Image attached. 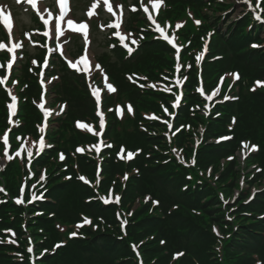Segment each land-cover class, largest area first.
Instances as JSON below:
<instances>
[{
    "label": "rangeland",
    "instance_id": "obj_1",
    "mask_svg": "<svg viewBox=\"0 0 264 264\" xmlns=\"http://www.w3.org/2000/svg\"><path fill=\"white\" fill-rule=\"evenodd\" d=\"M3 3L7 6L8 0H4ZM11 3L13 4L12 0ZM203 8L197 15L210 26L207 32H213L214 36L208 37L206 34L205 38L198 37L191 42L188 48L189 50L195 48L197 51H201L203 50V44L209 42L210 53L207 57L209 61L207 59L202 60V67L205 71L202 77L204 78L205 75L207 77L214 76L213 80L217 86L215 90H212L216 92L221 88L224 92L223 96L237 97V99H227L231 104H228L214 117L210 116L209 118L204 112H200L198 115L202 117V120L205 118L209 123L205 122V125L201 127L202 129H196L197 134H195V137L192 131L185 137L188 141L187 144L183 145L185 149L188 148L190 151L196 152V149L204 147L203 150L207 152L201 162L198 161L203 174V177H201L202 191L194 197L195 202L183 205L175 198H166V194L159 192L154 196L150 191L144 192L137 200L124 201L123 192L120 209L132 216L130 223L139 221L137 225L125 226L124 230L121 227L122 223L117 219L111 226L115 232L119 231L123 235L126 233L124 236L128 237L131 242H135L137 245L140 244L137 251L139 252L138 259L141 264H183L185 259H189L195 264H218L219 262H222L221 264H264V22H259V25L261 23V29L258 25L253 27L260 31L259 39L255 40L253 44L244 43L230 50L228 44L219 47V43L223 40L215 35L212 24L222 18L220 24L225 29L224 22L231 24L234 21L242 20L247 9L245 0H214ZM13 10L17 20L21 23L24 20L23 18H26L23 15L24 12L21 8L15 6ZM195 20V15L190 12L189 21L194 22ZM224 42L226 41L224 40ZM223 47L232 53L228 65L227 61L220 57L222 56L220 52L226 54ZM97 52L100 54V48ZM251 54H261V57L257 62L251 61L246 69H242L241 63L247 57V61L250 60ZM187 61L190 62L189 59ZM192 63L194 64V62L190 63L191 68L195 69ZM217 66H219V71H217ZM219 84H222V86ZM208 92L209 90L206 93L208 94ZM258 100L261 102L259 104L261 108L257 105ZM249 114L251 115L249 116ZM234 116L237 120L236 123L232 124L230 119ZM247 120L258 124L253 129L252 136H240V131L245 129L243 121L249 123ZM141 133L156 140V143L159 142L161 133L152 131L147 127L141 128ZM202 142H205L204 146L201 145ZM210 143L214 146L209 145ZM252 146H255V149ZM153 147L155 152L151 156H167L159 144L153 145ZM230 157L235 159L230 162ZM177 159L180 164L183 163L180 156ZM165 160L167 158L163 161ZM226 160L227 162H225ZM163 161L158 162L156 158L154 165L146 164V167L157 168L156 166H159ZM191 162L190 159L188 167L191 166ZM117 164L119 167L124 166L122 163ZM1 166L2 161L0 160V168ZM171 170L174 171L175 169L172 168ZM126 171L130 175L126 179L127 184L132 178V174L135 173L132 172L131 164L126 167ZM189 182L186 181L185 183ZM185 183L181 184V190L184 194L188 192L187 195L189 196L191 195L189 187ZM109 189V186L105 187L103 185L99 188L103 193H107ZM115 190L119 193L122 192V188L117 184ZM6 192L10 193L9 190ZM51 197L54 198L52 194ZM152 197L158 199L157 207L160 213L156 211L158 208H153V204H151ZM43 198L46 197L43 195ZM200 202L202 203L200 204ZM38 204L40 207L35 209L43 210L45 214L42 216L44 219L42 218L36 222H42L43 229L47 234H49L50 226L51 228L57 226L59 235L63 238L62 241L66 244L69 243L67 246L59 248L62 249L61 251L70 247L72 243H77V239L71 235L75 232L73 229L76 228V223L83 218L91 220V213L87 211H82V214L79 213L78 216L71 214L69 215L71 218H64L63 213L59 211V203L55 205L50 200L45 199V201ZM95 204L99 208L97 212L100 217L107 216L109 213L112 214L110 206H103L102 208L98 201H95ZM50 206L55 208L51 209ZM181 209L187 215L185 213L175 215ZM145 211L150 215L155 214L158 217H165L166 221L169 220V216L164 214L175 215V218L171 217V219L174 221L180 220L186 226L178 228L188 229L191 222H193L203 230L201 229L202 232L193 230L189 246H182L181 248L180 238L178 237L176 242L173 243L167 237V229L165 230L167 227H175L176 222L170 220L168 223L163 222L155 226L139 224L145 218L144 216H148H141ZM186 216L187 219L184 218ZM153 220L159 221L160 219L153 218ZM28 223L31 224L32 222L28 221ZM88 228H91V230L87 231ZM94 228L95 226L90 224L89 227H83L81 233L89 236ZM100 228L108 229L104 225H101ZM133 232L135 235H132ZM205 237H208V243ZM169 242H171L170 247L172 249L168 247ZM237 242L241 245L236 244ZM155 246L160 249H156ZM37 251V248H34L30 252L36 261L35 264H40L42 260H48L37 254ZM132 255L136 258L134 252ZM220 256L223 258H220ZM127 257H130V254L121 253L113 258L108 254H103L100 259H92L89 256L81 264H130L122 261V258ZM79 262L80 259L73 262V264H79Z\"/></svg>",
    "mask_w": 264,
    "mask_h": 264
},
{
    "label": "trees",
    "instance_id": "obj_2",
    "mask_svg": "<svg viewBox=\"0 0 264 264\" xmlns=\"http://www.w3.org/2000/svg\"><path fill=\"white\" fill-rule=\"evenodd\" d=\"M239 29L242 30V36L235 35L232 38L229 37L226 40V43L230 47V50H233L235 47L242 45L241 41H243L244 38H250V35L245 33L244 25H241ZM157 47L162 51V53L163 52L165 53V51L162 50L160 45H157ZM158 48L152 49L151 51L144 54L142 57V65L146 68H149V70H151L153 67L158 66V64L160 63H164V61L162 60L163 58L158 59L154 57L157 52L156 49ZM164 57L169 58V56L167 55ZM260 57H261V54L259 55L251 54L250 60L247 61L248 57L245 58L244 60L245 65H244V62L241 63V66L243 67L242 69H246V66H248L251 61L257 62ZM115 76L118 79V82L120 83L121 88H124L125 90L130 91L129 95L135 100V102L137 103L139 107L147 108V107H157L158 106V104L153 99H151L148 96V94L141 95L138 91L133 90L129 86V84L124 80L122 75L117 73ZM74 90H75L74 88L70 90V93H71L70 102L72 104V108L75 112L82 113L83 112L82 106H87L88 102L82 98L84 97V95L75 96ZM133 91L135 92L134 94H133ZM80 100H84V101L81 102ZM259 104H261V102L258 100L257 105ZM259 108H261L260 105H259ZM3 114H4V109L2 106V97H0V127L2 125H5V121H4L5 114L4 115ZM21 114L28 117L31 122L33 121V118H36L35 110L30 105V103H27L26 105H24ZM250 115L251 114H249V116ZM137 117L139 118L140 115L138 114ZM185 117L186 119H190V116L188 115V113L186 114ZM198 117H201V116L198 115ZM247 122L249 123H245L243 121V124L245 125V129L240 131L239 133L240 136H246V135L252 136L253 129L258 124L256 122L252 123V121H248V120ZM30 127H32V124L27 122L26 128H30ZM187 136L188 134L183 132L179 134L178 140L180 141L182 138H185ZM133 137H134L133 142L136 143L135 145H142L143 147L146 148V150H149L147 151L149 152L147 153L149 154V157L147 158L145 154H143L141 158L136 161L135 164L140 167L141 172L139 176L133 175L132 178H130V180L127 182L124 188V201L133 200V199L135 200L136 197L142 196L144 192L150 191V193H152L154 196H156V194H158L159 192L166 194V198L168 197L175 198L176 201H179L183 205L188 204L190 202H195L196 199L194 200V197L197 196V194H200L201 191L196 190L195 192H193L191 189H189V193L191 195L188 196L187 195L188 192L184 194L182 193V190H181L182 188L181 184L186 182V179H185L186 170L182 169V168L185 169V167H183L182 165L178 166L176 164L177 161L175 159L172 160L174 162L172 161L166 162V160L163 161L166 158L164 156H159V157L151 156V154L155 152L153 144L157 142L156 140L152 138H148L147 136L143 134H139V133H137V135H134ZM176 142L178 143V141ZM158 143H161V142L159 141ZM206 155H207L206 150H203V148H201L198 154L199 162H201V160ZM156 158L158 162L163 161V163L159 164V166H156L157 168L146 167L147 166L146 164L154 165ZM79 162H80L82 169L86 171V167H89L88 171L93 173L94 167L87 166L86 159L80 158ZM172 168H174L175 170L174 171L171 170ZM104 169H105L106 180L103 182V186L107 187L112 182H114L115 184H117V186L122 188L119 180L115 179V176L113 175L116 171L122 172V170L124 169V166L118 167V165H115L112 162H106L104 164ZM58 170L60 169H56V171ZM200 170L199 171L194 170L193 176L195 178L199 176ZM17 171H19V167L17 165H13V166H10L9 169H7V172L3 175V181L6 185H8L11 191H13L15 188L14 175H15V172ZM69 172L73 173L72 167L70 168ZM65 173L66 172H63L64 175ZM58 179L51 182V187L49 188V195L51 196L52 194L54 196L53 204L57 205L59 203L60 205L59 211L63 213L64 215L63 217L71 218L69 216L71 214H73L74 216H78V214L81 211H87L88 213H91L90 215L94 216L93 217L94 220L97 221V214H98L97 210L99 208L96 206L95 201L93 199H87L85 201L86 197H89V196H91L90 198L94 197L93 193H95V190L81 185L76 180L75 177L71 178V180L69 181H62V180L59 181ZM198 183L199 182H197V185ZM201 203L202 202H200V204ZM50 207L51 209L55 208L53 206H50ZM8 211H11L12 214H9ZM28 211H33V210L28 209ZM156 211L160 213L158 209ZM229 211H233V210H229ZM25 212L27 211H25L23 208H17L13 206L11 203L3 205L0 208V230L8 225H14L15 228L21 234L23 230L21 223L26 220ZM182 213L183 214L185 213L183 209L179 210L178 213H176L175 215H179ZM161 214H164V213H161ZM143 215H148V216H144L145 218L142 219L139 222V224H147V225H153V226H155L156 224L160 225L163 222L168 223L170 220H172L171 217L175 218V215L164 214L166 216H169V220L166 221L165 217H158V216H155V214L150 215V214H147V211H145L141 216ZM185 215L187 214L185 213ZM126 217L128 218V227L132 225H137V222L139 220L130 223L132 216H129L126 214ZM42 218L44 219V217H41V218H38V220H41ZM153 218H156L157 220L160 219V220L155 221L153 220ZM184 218L187 219V216ZM30 221L32 222L30 224L32 226V229L28 227L26 228V231H29V233L35 238V245L37 246L38 250L47 248V253L44 255V257L45 259H48V260H45V261L42 260L40 264H60V263L73 264V262H77V260L79 259H80L79 264H81L82 261L86 260V257H89V256H91L92 259L94 258L100 259V257L103 254H108L111 258H113V257L120 255L121 253L130 254V257L122 258V261L129 262L130 264H137L136 258L132 255L133 251L130 248L131 240L128 237L123 236L121 232L120 233L119 231L115 232L114 228L111 226V224L115 221L113 211H112L111 217L106 220V223L104 225L105 227L108 228L107 230L103 228H100V229L97 228L96 229L97 231H94V230L91 231L89 236H86V234L83 233L85 236L84 239L79 238L77 239V243H72L70 247H67L64 251H61L62 249H59L55 251L53 254H50L49 252L50 249L52 248L51 246L53 242L63 240L62 236L58 234V232L54 229L53 226H52L53 228H51L50 226L49 227L50 230L48 234L49 237L45 238L43 236L45 234L40 232L37 229L38 226L42 225V222L40 221V223L37 224L34 221V219H30ZM174 222H176L175 227H172V228L167 227L165 228V230L167 229V237H169L173 243L176 242V239L178 237L180 238L179 243L181 245V248L182 246L183 247L189 246L191 242V237L193 235V230L202 232L201 231L202 228L198 227V224H194L193 222H191V225L190 227H188V229L178 228V227L185 226V224L181 223L180 220H177ZM89 230H91V228L87 229V231ZM1 233L2 232L0 231V264H29L28 255L25 252L26 240H24L21 237L18 239L20 243L19 248H16L14 246H8L5 244L4 236L3 234L1 235ZM132 235H135L134 232L132 233ZM206 239L208 243V237H205V240ZM81 240H84V241H81ZM68 244L69 243L65 244V246H67ZM236 244H239V243L237 242ZM170 246H171V242H169L168 247L172 249ZM155 247L156 249H160L158 246H155ZM205 247L203 248V250L205 249ZM18 253H20L21 255H19ZM220 258H223V257L220 256ZM221 263L222 262H219L218 264H221ZM154 264H157V263H154ZM183 264H195V263L191 262V260L189 259H185Z\"/></svg>",
    "mask_w": 264,
    "mask_h": 264
},
{
    "label": "snow or ice",
    "instance_id": "obj_3",
    "mask_svg": "<svg viewBox=\"0 0 264 264\" xmlns=\"http://www.w3.org/2000/svg\"><path fill=\"white\" fill-rule=\"evenodd\" d=\"M18 2H19V0H18ZM27 2L30 3V4H32V5H35L36 2H37V0H27ZM60 4H61L62 6H66V4H67V0H60ZM156 6L158 7V3H157ZM109 10H111V8H110ZM0 17L3 18V23H4L5 25H7V26L9 27V29H11V26H12L11 15H10V13H8V14H4L2 7H0ZM69 23L71 24V22H69ZM197 23H199V21H197ZM75 27L79 28V30L84 31L85 33H86V31H87V25H86V24H81V25H78V26H75ZM165 38L167 39V37H165ZM21 46H22L21 44H16V45H15V47H21ZM4 47H6V45L3 44V43H0V48H4ZM70 63H71V62H70ZM85 63H87L86 60H85ZM72 66L75 67L74 64H73ZM258 83H259V82H258ZM109 87L111 88V85H109ZM113 90H114V89H113ZM13 100H15V97H13ZM11 107H12V108H15V104L11 105ZM5 139H6V138H5ZM222 139H224V138H222ZM246 147H247V145H246ZM253 149H255V146H253ZM29 155H31V153H29ZM129 155L131 156V154H129ZM229 159H231V157H230ZM86 222H87V221H86ZM71 235L74 236V235H76V233H72ZM59 246H60V245H57V247H59Z\"/></svg>",
    "mask_w": 264,
    "mask_h": 264
}]
</instances>
